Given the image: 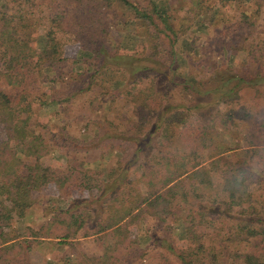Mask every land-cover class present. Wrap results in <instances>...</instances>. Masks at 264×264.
<instances>
[{
    "label": "trees",
    "instance_id": "16d2710c",
    "mask_svg": "<svg viewBox=\"0 0 264 264\" xmlns=\"http://www.w3.org/2000/svg\"><path fill=\"white\" fill-rule=\"evenodd\" d=\"M174 1L0 0V264H43V239L93 244L51 264H264V24L245 0ZM111 18L131 23V47ZM69 42L90 51L82 70L63 69ZM53 193L66 206L19 233L14 218Z\"/></svg>",
    "mask_w": 264,
    "mask_h": 264
},
{
    "label": "rangeland",
    "instance_id": "374dc122",
    "mask_svg": "<svg viewBox=\"0 0 264 264\" xmlns=\"http://www.w3.org/2000/svg\"><path fill=\"white\" fill-rule=\"evenodd\" d=\"M174 1V0H173ZM247 1L245 5L243 6L245 9V15L250 18L251 22H255L254 24H264V0H258L259 4L256 5L255 3L257 2L256 0H245ZM177 2L174 1V5ZM172 6V5H171ZM260 6L259 11L257 14L254 12L255 7ZM235 6L231 5L230 9L226 11L227 17L231 18L232 16L237 14L236 8L234 9ZM177 12V11H176ZM253 14V16H252ZM253 17V19H251ZM112 22L111 25V39L113 42H116L115 40H119L121 44H123L125 47H131L136 40H138L137 35L134 34L132 30V25L131 23H115V18L110 19ZM253 20V21H252ZM194 26L195 24H201V21L199 19L194 21ZM243 24H248V21H244ZM253 24V23H252ZM197 27H192L191 30H195ZM199 40L202 41L204 39V34H199L198 36ZM199 42V41H198ZM181 44L187 45V43L184 42ZM66 54L72 55L71 59H66L65 64H63V69L68 70L71 69L72 71H77V70H82L85 67V61L87 60L88 55L90 54V51L85 48V47H79L78 43L75 42H69L68 43V49L64 51ZM236 55L237 57L240 56ZM234 56H226L224 54V59L225 60H219V62L216 63H230L232 64L234 62ZM73 59V60H72ZM75 59V60H74ZM194 65V64H193ZM224 65V64H223ZM221 66V64H220ZM118 81H112L110 86L113 87L114 84H117ZM70 84V83H67ZM166 86L162 83L161 84V89L164 90ZM170 88V87H169ZM86 92V91H85ZM88 94V92H86ZM176 96V95H173ZM115 98V97H114ZM113 98V99H114ZM173 100H177L175 97H171ZM115 100L120 102L121 100L119 98H115ZM116 102H113L111 105L112 107H115V109L121 111L117 112V116L115 115L117 110H114L112 108L106 109L105 111L107 112L108 116H113L115 120L122 121L121 116L126 115V110L127 106L126 105H120V106H115ZM123 110L125 112H123ZM57 111V105L52 103L45 105L39 110L40 115L42 116L41 119H49V121L53 120L54 113ZM127 116V115H126ZM48 122V121H47ZM50 123V122H49ZM73 125H70V128L72 129ZM38 128V127H37ZM90 128V126H88ZM78 134H81L80 136H83L84 138L88 136L89 134V129H80L78 130ZM21 146L18 144L17 145V150H19ZM50 154L56 159L60 161H64V157L62 154L61 149L58 147H53L50 150ZM91 158V157H89ZM115 156L112 155H106L100 160L99 167L102 168L103 166H107L110 163L114 161ZM91 167L96 165L90 164ZM97 166V168H99ZM255 185L256 189H253L254 194H256V198H258V203L257 207H259L262 212H264V182L262 183L261 188L257 185V183L251 185L253 187ZM68 199L65 198V196H61L58 193H53L51 195H42L37 202H35L33 205L30 207L26 208L24 214L21 217L14 218L13 222L14 225L16 226L17 230L20 232H23L24 234H28L29 230L25 229V225L31 226L32 228H35V230L38 229V227L42 224H44L47 219L51 216V214L54 212L55 208L61 207L64 208L66 206ZM264 218V216H263ZM154 219V218H153ZM152 218H149L144 216L142 223L144 225L150 226L151 229L155 228V221ZM37 228V229H36ZM171 229L173 230V233L178 238H181L182 236V228L180 224L177 223H172ZM26 230V231H25ZM155 230V229H154ZM25 231V232H24ZM143 230H140L139 233L137 234L138 242L140 245H144L146 241L148 240V236L146 235ZM72 240V239H71ZM75 240H72V243H62V242H54L50 243L47 240L43 239L40 242H37L34 244L36 251L39 252L44 259L43 264H51L53 263V260L56 258H53L54 256H65L69 254H75L79 249H82L86 252L90 251L93 248V244L89 239H81L78 243L74 242ZM71 242V241H70Z\"/></svg>",
    "mask_w": 264,
    "mask_h": 264
}]
</instances>
